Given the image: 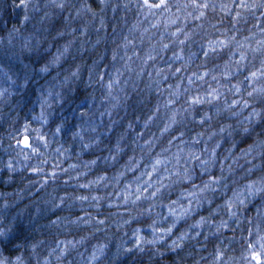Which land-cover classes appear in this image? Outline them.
I'll use <instances>...</instances> for the list:
<instances>
[{"label": "trees", "instance_id": "1", "mask_svg": "<svg viewBox=\"0 0 264 264\" xmlns=\"http://www.w3.org/2000/svg\"><path fill=\"white\" fill-rule=\"evenodd\" d=\"M206 2L0 0V260L247 264L264 236L249 191L264 188V8Z\"/></svg>", "mask_w": 264, "mask_h": 264}, {"label": "snow or ice", "instance_id": "2", "mask_svg": "<svg viewBox=\"0 0 264 264\" xmlns=\"http://www.w3.org/2000/svg\"><path fill=\"white\" fill-rule=\"evenodd\" d=\"M102 2H103V0H102ZM29 4H30V0H19V3L15 4L14 6L15 7H22L25 9V12H27V10L29 8ZM142 6L148 8L149 11H151L152 9H163V10L168 9L167 0H159L158 3H150L149 0H143ZM192 6L196 9L200 10V9H206L210 5L207 2L204 4H197L196 0H192ZM211 6L213 8L215 7V5H211ZM56 7L63 9L65 7V5H64V3L61 2V3L57 4ZM239 7H241V8H256V7L264 8V0H262V2L259 5H257V4H251V5L245 4L243 2V0H241ZM203 15H204V12L200 11V15L195 16L194 19H200V17H202ZM239 15H240V13L238 12L237 16H239ZM261 15H264V13H261ZM24 20L25 21L29 20V16L27 14L24 16ZM13 31H17V29L13 28ZM178 31H179V29H178ZM181 43H183V41H181ZM165 47H167V46L165 45ZM212 50L215 51L214 48ZM204 54H205V56L208 55L207 52H205ZM244 58L245 57L242 53L241 59H244ZM25 68H27V66H25ZM47 71H48V66L46 64L40 68V72H47ZM176 71H180V69H177ZM5 75H7V73H5ZM250 75L255 77L256 73L253 72ZM9 79H11V77H9ZM27 83H28V79H27V77H25L24 84H27ZM109 87H111V82H109ZM213 91H215V90H213ZM3 94H4V91H0V95H3ZM42 95H43V93H42ZM209 95H212V93H209ZM249 95H251V93H249ZM193 102H199L198 98H194ZM168 103L172 104V103H174V101L169 100ZM233 103H236V101H233ZM43 108H44V103L42 102L41 103L42 112H41L40 118H44ZM254 113H255V110H254ZM255 114L259 115L258 113H255ZM174 116H175V114H174ZM149 119H151V118H149ZM173 122L175 123L174 119H173ZM129 127H131V124H129ZM56 130H57V132H59L60 128L57 127ZM166 130H167V128H165V131ZM245 131H247V129H245ZM41 139H43V138L41 137ZM18 143H23L26 147L31 148V144L29 143V138L27 136H25L21 141H18ZM32 151L36 152L37 149L32 148ZM193 159H198V157L193 156ZM92 163H95V161H92ZM157 163H159V161H157ZM8 167L11 168L12 165L9 164ZM33 171H37V170L33 169ZM146 190L147 189H145V191ZM249 191L252 194H256L257 192L264 191V188H253L250 186ZM151 195L155 196L156 193L152 192ZM81 199H86V197H81ZM238 203L242 205L244 203V201L239 200ZM227 206H228V210H229L230 214L232 216H235L236 212L232 211V209L234 207L233 202L232 201L227 202ZM201 219H203V218H201ZM53 223H55V222H53ZM101 223H103V221H101ZM221 224H222V226H225V227L227 226L226 223H224L223 221L221 222ZM10 231H11V229H0V238L7 239ZM168 231H171V229H168ZM153 232L155 233V229L153 230ZM249 235H251V232L249 233ZM139 244H140V240L137 239V246ZM173 247H176L175 241L173 242ZM248 250H249V257L250 258L247 259V264H264V236H260L256 243H250L248 245ZM128 251H131V250L129 249ZM93 258H95V255L93 256ZM0 264H7V262L5 260H0Z\"/></svg>", "mask_w": 264, "mask_h": 264}, {"label": "rangeland", "instance_id": "3", "mask_svg": "<svg viewBox=\"0 0 264 264\" xmlns=\"http://www.w3.org/2000/svg\"><path fill=\"white\" fill-rule=\"evenodd\" d=\"M161 168L167 173V169L166 167H163V165H161ZM154 174V172H153ZM160 178V175L156 176V180L153 179V182L151 184V181L148 179L147 181L145 180L144 182H139V183H134V186L130 187V191L131 193L134 192L136 194V196L141 195V192L139 191V189L141 188H146L152 186L155 182L158 181V179ZM136 190V191H135ZM187 202V201H186ZM197 206V205H195ZM196 211V208H194V212ZM192 212V208H191V204L186 203L183 205H176L174 208L169 210V216L172 217V219L178 223L181 222L182 218H186V216L188 217V215ZM188 214V215H187Z\"/></svg>", "mask_w": 264, "mask_h": 264}, {"label": "water", "instance_id": "4", "mask_svg": "<svg viewBox=\"0 0 264 264\" xmlns=\"http://www.w3.org/2000/svg\"><path fill=\"white\" fill-rule=\"evenodd\" d=\"M29 143L31 144L30 138H29ZM22 146H23V148H25V149H28V148H29V147H26L23 143H22Z\"/></svg>", "mask_w": 264, "mask_h": 264}]
</instances>
